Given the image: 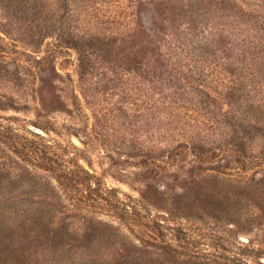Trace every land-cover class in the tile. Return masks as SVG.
<instances>
[{
    "label": "rangeland",
    "instance_id": "obj_1",
    "mask_svg": "<svg viewBox=\"0 0 264 264\" xmlns=\"http://www.w3.org/2000/svg\"><path fill=\"white\" fill-rule=\"evenodd\" d=\"M0 264H264V0H0Z\"/></svg>",
    "mask_w": 264,
    "mask_h": 264
},
{
    "label": "trees",
    "instance_id": "obj_2",
    "mask_svg": "<svg viewBox=\"0 0 264 264\" xmlns=\"http://www.w3.org/2000/svg\"><path fill=\"white\" fill-rule=\"evenodd\" d=\"M48 159V158H46ZM53 165L48 163L46 170H50L54 173L58 183H61V180L65 182V186L67 188H74L79 183H91L92 178L95 176L89 173L88 171L84 170L83 168H79L76 172L75 170L66 171L59 166H55V161L52 160ZM42 167V166H41Z\"/></svg>",
    "mask_w": 264,
    "mask_h": 264
},
{
    "label": "water",
    "instance_id": "obj_3",
    "mask_svg": "<svg viewBox=\"0 0 264 264\" xmlns=\"http://www.w3.org/2000/svg\"><path fill=\"white\" fill-rule=\"evenodd\" d=\"M32 129L34 131L38 132V133H42V130L41 129H38V128L34 127V126H32Z\"/></svg>",
    "mask_w": 264,
    "mask_h": 264
}]
</instances>
